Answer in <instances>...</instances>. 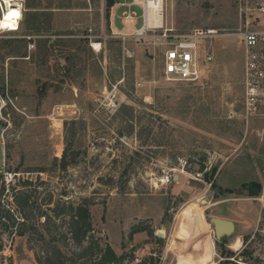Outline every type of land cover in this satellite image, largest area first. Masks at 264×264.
<instances>
[{"label":"rangeland","instance_id":"1","mask_svg":"<svg viewBox=\"0 0 264 264\" xmlns=\"http://www.w3.org/2000/svg\"><path fill=\"white\" fill-rule=\"evenodd\" d=\"M25 1L20 31L0 34L6 94L0 262L40 264L58 245L66 264H90L77 257L71 238L53 240L47 231L70 232L71 216L54 211L62 199L87 204L101 244L125 255L114 264H178L189 245L213 246V257L196 264H218L223 247L236 253L247 247L253 261L264 264L263 191L250 197L243 187L264 181V116L244 113L237 0H165L167 27L179 33L210 27L221 34L211 45L215 60L197 82L168 80L163 49L153 41L112 36L123 30L127 7L111 8L108 16L107 0L104 13L102 0ZM135 10L140 27L143 11ZM24 36L34 37L35 48L29 50ZM95 40L102 42L99 52L91 46ZM66 147L71 164L63 170ZM184 163L180 180L155 186L164 172ZM3 170L17 173L10 185ZM16 191L29 194L33 205L20 210ZM201 207L208 230L189 244L181 238L183 214ZM24 211L29 220L21 236ZM43 215L52 218L49 226L42 225ZM214 217L234 221L235 231L218 237Z\"/></svg>","mask_w":264,"mask_h":264},{"label":"built area","instance_id":"2","mask_svg":"<svg viewBox=\"0 0 264 264\" xmlns=\"http://www.w3.org/2000/svg\"><path fill=\"white\" fill-rule=\"evenodd\" d=\"M165 0H115L111 7H127L122 11L123 30H113L112 36L127 41L133 38H145L162 47L164 54V74L168 80L197 82L205 77L210 65L215 60V51L211 46L213 41L221 36L216 28H195L185 33H179L167 27L164 15ZM102 13L105 10V0H102ZM240 27L234 35L239 38L243 47V99L244 113L247 118L264 116V0H237ZM16 8L19 13L12 17L16 29L0 24V34L19 32L26 12L25 0H0V19L4 21L10 8ZM135 7L143 11L144 23L140 27L138 12ZM153 10V12H151ZM113 11V17H114ZM111 12V10H110ZM105 32V31H103ZM28 39V48H35L33 36ZM95 51H101L102 42H91ZM3 109L5 107L2 98ZM3 109L1 117H3ZM186 163L181 168H171L156 179L155 186H165L176 181V176L187 173ZM2 172V171H1ZM8 185L17 173L3 170ZM202 177V173H197ZM264 197V181H263ZM0 264H6L0 262Z\"/></svg>","mask_w":264,"mask_h":264},{"label":"trees","instance_id":"3","mask_svg":"<svg viewBox=\"0 0 264 264\" xmlns=\"http://www.w3.org/2000/svg\"><path fill=\"white\" fill-rule=\"evenodd\" d=\"M115 0H107V9L108 16L110 13L111 7L114 5ZM31 6V3H29ZM71 162L68 160V147H66L62 158L60 159V168L66 170ZM0 179H3V175L0 174ZM213 186H215L213 184ZM248 190L249 196H258L262 191V183L258 181H253L250 183H246L243 185ZM225 191L231 192L230 189H226ZM16 195L14 196V201L19 207L20 210H24L27 207H31L33 205L32 197L26 192L16 191ZM52 199V197L50 198ZM54 211L56 212V216L70 215V232L63 233L57 232V234H53L51 229H47L49 233L53 235V240H59V237H64L65 239L71 238L76 246L80 249L78 253H76L78 258L88 257L90 264H114L121 262L125 259V255H118L116 251L109 245L105 243V245L101 244V239L94 234V226L92 223V214L85 203L75 204L72 202H66L62 199H59L55 203ZM23 220H18L19 225L22 227L17 232V234L23 236L27 232L26 223L29 220V215L24 211ZM9 219L12 218V214L10 211H6L4 215ZM45 220L43 222V226H49L52 221V218L49 215H43ZM14 219V217H13ZM15 221V220H14ZM54 225V224H52ZM9 228L8 225H6ZM56 226V225H55ZM40 232V231H39ZM42 238L44 235L40 233ZM70 235V236H69ZM59 236V237H58ZM250 236L245 235L243 237L244 243L246 244L249 240ZM159 241L162 242V239L159 238ZM2 247H0V250ZM47 257L42 260H38L40 264H66L67 255L64 253L61 247L58 245L55 246L51 251H48ZM253 251L244 248L242 252L236 253L232 250H228L223 247L222 256L223 260H221L218 264H260V261H253ZM97 256L96 259H93V256ZM77 262L75 261V264Z\"/></svg>","mask_w":264,"mask_h":264},{"label":"bare ground","instance_id":"4","mask_svg":"<svg viewBox=\"0 0 264 264\" xmlns=\"http://www.w3.org/2000/svg\"><path fill=\"white\" fill-rule=\"evenodd\" d=\"M153 12V10L151 11ZM19 10L16 8H10L9 12L6 14V19L2 21L0 19V24L11 26V29H16V23L12 17L16 16ZM183 232L181 233V238L191 242L205 234L208 230V222L205 218L204 209L198 208L194 212L187 211L183 214ZM162 233V232H161ZM211 241V240H210ZM198 244V243H196ZM239 244V243H237ZM177 245L176 241H172V247ZM214 255V249L212 245H207L206 249L200 246H190L188 249L182 253L181 259L178 264H196L199 262L207 261Z\"/></svg>","mask_w":264,"mask_h":264},{"label":"water","instance_id":"5","mask_svg":"<svg viewBox=\"0 0 264 264\" xmlns=\"http://www.w3.org/2000/svg\"><path fill=\"white\" fill-rule=\"evenodd\" d=\"M5 96H6L5 91L2 89V87H0V117H1V111L3 109L2 98H4ZM177 178L178 177L176 176V179ZM212 220L216 235L218 237H222L223 235H230L236 229L235 222L232 220L221 217H214ZM158 235L160 237H163L164 233H158Z\"/></svg>","mask_w":264,"mask_h":264},{"label":"crops","instance_id":"6","mask_svg":"<svg viewBox=\"0 0 264 264\" xmlns=\"http://www.w3.org/2000/svg\"><path fill=\"white\" fill-rule=\"evenodd\" d=\"M181 176L179 177V180H180ZM249 195V194H248ZM250 197H255V196H250ZM264 205V204H263Z\"/></svg>","mask_w":264,"mask_h":264}]
</instances>
